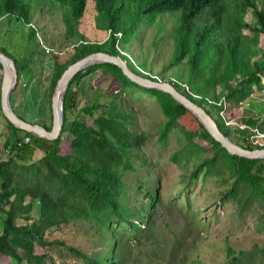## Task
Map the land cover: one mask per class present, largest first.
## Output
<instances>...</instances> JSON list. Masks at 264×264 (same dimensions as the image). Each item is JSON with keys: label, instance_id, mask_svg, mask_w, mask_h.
<instances>
[{"label": "trees", "instance_id": "obj_1", "mask_svg": "<svg viewBox=\"0 0 264 264\" xmlns=\"http://www.w3.org/2000/svg\"><path fill=\"white\" fill-rule=\"evenodd\" d=\"M35 1L37 0H0V21L3 18L16 17L31 24L28 20L31 19V5ZM50 1L64 8L69 27L68 36L77 37L79 40L74 43L65 61L53 53L55 71L51 84L52 96L59 79L71 65L97 52L120 56L135 73L157 80V76L143 68L145 64L141 60L138 59L140 63H137L136 57L128 56L122 39L128 33L136 36L143 28V23L154 25L161 22L158 21L159 18L171 15L178 24L171 34L173 51L169 66L174 67L187 57L190 77L186 82L181 78L184 83H172L171 78L165 81L205 109L216 120L220 131L231 141L248 150L263 149L245 142L252 127L264 131L262 115L253 112L247 115L244 121L250 128L238 129L235 132L240 136H234V132L231 134L219 117L218 112L222 106L218 107V102L225 106L245 107L244 103L255 94L256 88L257 91L264 90V74H261L263 68L259 66L261 63L264 66V48L261 46L264 10L259 8V2L264 0ZM90 6L98 13L97 27L100 24L108 33L103 41H93L92 38L96 37L90 35L89 38L82 27V19L87 15ZM250 10L256 18L254 24L247 20ZM30 28V37H35V28ZM245 30L249 34H245ZM1 51L11 57L5 49ZM222 55L225 57L223 61ZM13 59L17 61L20 74L19 83L13 92L15 93L22 83L20 81L23 75L33 77L35 62L31 59V64L24 62L20 68V62ZM210 59H213L212 63ZM2 68L0 64V73ZM99 70L113 76L126 90L136 87L156 98L168 119L164 123L162 143L167 142L169 134L176 129L188 135L187 144L172 155V160L184 169V173L179 183L182 188L180 194L171 199L169 204L162 201L159 188L156 192H150L141 185L140 190L146 192L147 202H143L139 209L126 195L122 180L124 174L121 172L134 170L131 159L148 141L144 133L136 134L131 131L128 126L132 123L131 116L124 113L116 103L110 113L104 112L95 118L97 105L91 99L86 106L76 111L79 101L76 90L86 77ZM186 88L191 92L186 91ZM205 88L210 89L206 91ZM217 88L220 89L219 92ZM252 99L255 98H251L250 102ZM65 113V126L60 139L55 142L38 140L41 145L35 146L34 150L44 147L45 154L42 159L30 165L24 160L25 156L31 154L32 144L21 149L11 147L14 157L6 162L0 159V255L9 258L10 264H64L60 261L64 260L68 252L76 260L83 259L84 264H124L127 258L126 243L131 239L140 243L141 238L152 231L164 207H179L180 195L185 194L191 208V187L197 186L201 177L203 181L210 177L220 179L224 189L216 194L220 200L223 198L222 205L244 197L248 205L241 212L255 200L264 208V160L229 155L212 139L200 121L171 95L140 87L131 82L116 65H94L79 74L68 91ZM78 113L84 115L73 120L71 114ZM88 116L95 118L92 125L88 122ZM187 116L193 117L198 129L191 128L192 132L185 130L186 127L180 124V120ZM3 118L11 131L13 144L23 135H31L17 129L4 116ZM31 123L51 130L44 123ZM201 131L215 147L211 157L204 156L207 152L196 141ZM65 135H71L73 139L69 156L61 155ZM36 203L39 204L38 217L32 214ZM259 223V227L263 228L259 231L262 232L264 212ZM72 227L88 235L93 232L96 238L102 240L106 251L102 255H91L54 237L55 233H64ZM56 246L64 248V252L62 255L58 252L59 261L56 259L48 262L50 249ZM255 248L258 250V247ZM37 249H42L43 253H37ZM261 253L264 254V250ZM228 255L231 258L229 264H264V255L261 259L260 255H249L247 252L234 256L232 250H229Z\"/></svg>", "mask_w": 264, "mask_h": 264}, {"label": "rangeland", "instance_id": "obj_2", "mask_svg": "<svg viewBox=\"0 0 264 264\" xmlns=\"http://www.w3.org/2000/svg\"><path fill=\"white\" fill-rule=\"evenodd\" d=\"M31 6V19L28 20L31 24L16 17L3 18L0 21V51L5 49L11 57L17 59L20 62V68L22 63L31 64V59L34 60L33 77L23 75L20 81L22 83L12 99V105L15 112L27 121L41 122L52 128L51 84L55 71L54 54L65 61L70 49L79 40L77 37L68 36L69 27L66 23L64 8L60 5L50 0H37ZM259 8L264 10V1L259 2ZM97 20L98 13L90 6L87 15L82 19L84 21L82 27L89 38L90 35L96 37L92 38L93 41H103L108 33L100 27V24L97 27ZM247 20L252 24L256 22L252 10L249 11ZM158 21L161 22H156L154 25L143 23L141 25L143 28L136 36L131 33L126 34L122 39V45L130 58L136 57L137 63L141 60L142 64L146 65H143V68L153 76H157L159 80L169 81L171 78L172 83L174 81L184 83L190 77L186 64L187 57L174 67L169 66L173 51L171 34L178 24L177 20L171 15H165ZM30 27L35 28V37H30L32 33ZM244 33L249 34V31L245 30ZM261 46L264 48V35ZM224 59L222 55V61ZM212 60L210 59L211 63ZM259 66L263 68L261 74H264L263 64ZM181 78L184 81L180 80ZM1 83L2 73H0V96ZM120 84L113 76L104 74L102 70L93 72L76 90L79 100L76 111L86 106L91 99L97 105L95 111V118H97L104 112L110 113L113 104L118 103L123 112L131 116L132 123L128 125L131 131L136 134L144 133L148 137L145 146L136 151L131 159L134 170L121 172L124 174L122 180L126 195L139 209L143 202H147L146 192L140 190L141 185L150 192H156L159 188L162 201L169 204L171 199L177 198L180 194L182 188L179 183L184 173V169L174 163L172 155L187 144L188 135L176 129L169 134L168 141L162 143L161 135L164 123L168 119L163 114L159 102L144 90L136 87L130 88L133 90H126ZM182 86L184 87V84ZM205 89L208 91L210 88ZM219 90L217 88V92ZM186 91L191 92L187 88ZM16 95L19 96L16 97ZM251 98L255 99L250 102ZM251 98L244 103L245 107L226 105L224 115L237 124H241L242 121L245 123L246 116L253 113L261 114L264 118V90L257 91L256 88ZM71 115L74 120L84 114ZM95 118L88 116L90 125L94 123ZM180 121L187 132H192L191 128L198 129L192 116H187ZM234 127L236 126L228 128L231 134L235 131ZM11 135L6 120L0 115V150L10 145V148L12 147ZM9 140H11L10 144ZM196 141L207 152L205 157L213 155L215 147L203 131L200 132ZM72 142L71 135H65V145L61 148V155L71 154ZM40 145L41 142L34 137L31 154L24 157L27 164L30 165L43 158L44 147L34 150L35 146ZM184 160L185 157L182 161ZM18 164L22 165L21 162ZM222 189H224L223 183L218 177H210L206 181H203L201 177L197 186L191 187V208L187 204L185 194L180 195L179 207L171 209L164 207L157 217L154 228L141 238L140 243L133 239L126 243L127 258L124 264H229L231 259L228 255L229 250L234 251V256L240 252H247L249 255H260L261 259L264 255L261 253L264 250V231H259L261 228L259 220L264 208L255 200L241 212L240 210L248 205L244 197L238 198L236 202L229 201L222 205L223 198L220 200L216 194ZM38 207L39 204L36 203L32 213L35 217H38ZM0 231H2L1 223ZM54 237L65 240L69 245L79 247L91 255H102L106 251L102 240L96 238L93 232L88 235L72 227L66 229L64 233H55ZM255 247H258V250ZM36 252L43 253L42 249H37ZM58 252L61 254L64 248L56 246L50 249L48 262L56 259L59 261ZM60 262L84 264L83 259L76 260L69 252ZM0 264H10V259L0 255Z\"/></svg>", "mask_w": 264, "mask_h": 264}, {"label": "water", "instance_id": "obj_3", "mask_svg": "<svg viewBox=\"0 0 264 264\" xmlns=\"http://www.w3.org/2000/svg\"><path fill=\"white\" fill-rule=\"evenodd\" d=\"M0 64L2 65L1 83V112L2 115L17 129L31 134L35 139L47 142H55L60 139L65 126V105L70 86L74 79L94 65L113 64L118 66L123 74L133 83L145 89L158 90L169 94L189 110L204 126L212 139L218 142L229 155L251 160H264V148L248 150L231 141L229 137L220 131L216 120L205 109L198 106L185 95L180 93L174 85L159 79L153 80L135 73L120 56L97 52L81 59L71 65L59 79L52 97L53 122L51 130L39 124H33L21 118L13 108L11 96L19 83V68L17 61L0 51Z\"/></svg>", "mask_w": 264, "mask_h": 264}, {"label": "built area", "instance_id": "obj_4", "mask_svg": "<svg viewBox=\"0 0 264 264\" xmlns=\"http://www.w3.org/2000/svg\"><path fill=\"white\" fill-rule=\"evenodd\" d=\"M209 103H213L212 101H209ZM222 106V108L219 110L218 114L219 117L222 119L223 124L225 127L229 128V127H234V130H238V129H243L246 130L248 128H250V126L247 123L242 122L241 124H237V123H233L229 117H226L224 115L225 112V104H222V102H218V107ZM234 131L233 135H237L240 136V134H236V132ZM245 142L249 143L252 146H260L262 148H264V131L261 130L260 128H251V133L250 135L245 137ZM33 143V137L31 135L28 136H22L20 140H18L15 144L12 143V147L16 146V149H21L24 146L27 145H31ZM14 155L11 152V148H2L0 150V158H2L3 162H6L7 160H10L11 158H13Z\"/></svg>", "mask_w": 264, "mask_h": 264}, {"label": "crops", "instance_id": "obj_5", "mask_svg": "<svg viewBox=\"0 0 264 264\" xmlns=\"http://www.w3.org/2000/svg\"><path fill=\"white\" fill-rule=\"evenodd\" d=\"M18 96H19V95H16V97H18ZM14 97H15V93L12 94L11 100H12ZM0 115L2 116V114H0ZM2 117H3V116H2ZM242 122H243V121H242ZM10 141H11V140H9V144H10ZM10 146H11V145H10ZM10 146H9V147H10ZM9 147H6V148H9Z\"/></svg>", "mask_w": 264, "mask_h": 264}]
</instances>
